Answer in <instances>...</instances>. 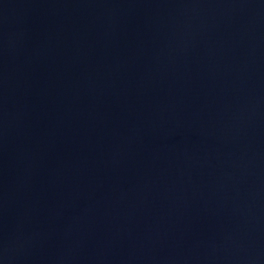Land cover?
Listing matches in <instances>:
<instances>
[{
  "label": "water",
  "instance_id": "obj_1",
  "mask_svg": "<svg viewBox=\"0 0 264 264\" xmlns=\"http://www.w3.org/2000/svg\"><path fill=\"white\" fill-rule=\"evenodd\" d=\"M0 264H264V0H0Z\"/></svg>",
  "mask_w": 264,
  "mask_h": 264
}]
</instances>
